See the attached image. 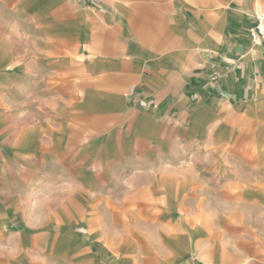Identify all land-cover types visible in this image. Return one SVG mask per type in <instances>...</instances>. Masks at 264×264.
Instances as JSON below:
<instances>
[{
  "label": "crops",
  "instance_id": "crops-1",
  "mask_svg": "<svg viewBox=\"0 0 264 264\" xmlns=\"http://www.w3.org/2000/svg\"><path fill=\"white\" fill-rule=\"evenodd\" d=\"M264 0H0V264H264Z\"/></svg>",
  "mask_w": 264,
  "mask_h": 264
},
{
  "label": "built area",
  "instance_id": "built-area-1",
  "mask_svg": "<svg viewBox=\"0 0 264 264\" xmlns=\"http://www.w3.org/2000/svg\"><path fill=\"white\" fill-rule=\"evenodd\" d=\"M251 16L250 36L254 42L264 46V9L259 5L253 7Z\"/></svg>",
  "mask_w": 264,
  "mask_h": 264
}]
</instances>
